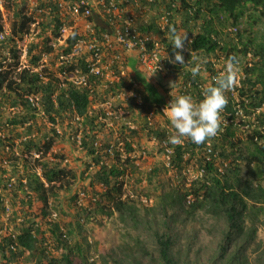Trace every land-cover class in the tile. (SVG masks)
<instances>
[{
	"label": "rangeland",
	"instance_id": "1",
	"mask_svg": "<svg viewBox=\"0 0 264 264\" xmlns=\"http://www.w3.org/2000/svg\"><path fill=\"white\" fill-rule=\"evenodd\" d=\"M195 2L193 4L200 8L201 13L193 19L188 18L186 23L185 10L179 7L172 13L174 26L178 31L188 33V39L191 41L192 37L199 32L204 17L208 15H211L213 19L218 17L219 20L213 23V28L217 31L216 39L220 46L214 52L208 55L203 53L198 57L197 54L192 53L191 62L184 60L185 64H178L179 70L177 71L168 65L171 60L166 57L165 68L152 74L143 70L135 51H106V56L98 64L103 75L97 77V93L93 96V108L99 111L96 129L93 132L96 138L94 143L98 148L101 145H109L111 152L109 164L125 169L124 175L112 180V185L119 191L113 189L107 196L106 188L102 185L90 186L94 167L90 166L86 170V166L91 158L80 146V134L76 136L68 122L64 125L54 126L63 136L56 139L55 145L46 155V160L50 163H57L60 168L69 172L64 179L63 188H55L53 193L48 191L47 204H44L37 193L21 186L26 183L28 174L41 175L36 161L39 155L34 152H26L21 141L29 137L41 136L45 131H49L52 125L46 123L36 100L34 105L37 104L38 110L34 121L37 125H33L34 121L30 122L33 125L30 132L26 131V126L13 127L8 123L7 120L12 115H22L24 112L21 108L9 106L10 102L5 86L8 81L16 79L18 81V75L22 71L21 68L24 67L9 69L5 64L7 69L0 73V80L1 75L6 76L0 88V117L3 121L0 123V239L6 235L18 233L20 228L28 226L29 223L26 222L32 219L46 233L49 251L56 257L59 256L60 250L56 248L55 238L50 232V227L53 226H57L74 247L76 245L81 249L83 257H80V261L83 264H105L109 255L117 260L124 259L126 263L130 264L132 259L129 254L135 252L137 245L151 247L153 229L167 230L162 221V215L159 211H154L153 208L158 205L162 196L166 197V195L177 193L182 186L187 187L193 179L200 175V170L195 158H189L188 155L184 156L185 164L180 171L170 167L169 156L172 153L171 146L173 144L168 142V138L171 133L174 134L175 130L170 123L169 114L164 112L165 107L172 99L185 94L191 95L194 100L200 102L206 85L215 77L211 71L213 70L219 75L225 70V62L229 57L228 49L239 60V79L230 92V96L238 101L237 88L242 86L245 69L258 61V58L253 57L250 53L243 55L242 43L250 38H252L251 41L256 42L264 40V18L259 23L250 26L249 21H252L249 16H245L242 19V31L238 32L235 25L232 24V19L226 14L220 11L216 14L211 13L210 8H213L215 0H200L199 4H195ZM18 5L21 14L25 17L32 11L27 8L24 0L18 1ZM15 7L13 9L11 6L6 7L4 11L6 24L3 28L7 32L13 28L15 22ZM130 12L137 14L143 22L147 21L144 26L154 22L158 28V25L162 24L163 9L158 2L155 6L144 7L141 10L132 9ZM45 17L48 20L51 16L45 15ZM42 27L28 31L27 36L18 31L14 36L16 43L12 42L10 32L7 40L0 43V60L6 59L9 50H13L11 57L14 58L16 57L15 50L30 48L33 43L38 44L33 53L41 52L42 54L45 51H51L49 59L33 64L29 59L31 55L28 54L25 60L19 59V63L22 61L23 65H27L30 70L39 73V78L44 82L52 78H60L62 82L59 85L63 87L68 85L67 82L83 84V76L77 69L62 73L60 66L66 63L72 65L79 57L87 55L89 57L87 42L80 43L68 56L62 54L64 43L60 41H56L55 49L48 51L52 40L48 42L47 46L44 45L43 36H40ZM29 29H33V26L29 25ZM78 29L83 32V25L79 24ZM159 30L154 34L157 40L163 41L165 45L170 43L172 41L170 36L161 34ZM188 49L189 44L186 43L185 51ZM11 62L13 60L7 63ZM197 63H201L200 74L195 78L191 76L187 79L185 74L187 71H191ZM175 64L172 63V65ZM108 65L110 67L106 68ZM118 71L124 77L125 85L129 88L121 92L107 94L108 84L118 81L120 78L117 74ZM190 74L192 73L190 72ZM186 80H189L188 84ZM137 91L139 92L137 93ZM143 94L148 97L149 108H146L144 104L143 111L136 110L135 115H132L131 111L127 109V102L135 97V103L143 105ZM223 116L225 122L222 123L220 132H223L224 127L231 122L230 115L223 113ZM133 118L139 122L147 119L156 128L166 130V137L157 140L155 137L146 136L141 130L135 137H132L127 127L138 129V125L131 121ZM71 124L75 125V122L71 121ZM238 136L245 140L246 132L238 133ZM126 142L132 144L133 152L127 151ZM211 147L210 144H207L204 147V153L209 155L210 150L213 151ZM128 158L134 163L133 168L126 165ZM156 169L158 171L155 172ZM115 198L136 205L139 210L140 222L123 223L116 211L112 212L110 216L100 212L101 207L109 205L110 208ZM167 208L168 215H171L172 207ZM169 228L168 232L175 241L174 253L181 264H213L212 258L224 229V223H220L203 212H198L189 220L179 218L178 222L170 224ZM257 239L264 243L263 227L258 230ZM249 258L252 259L253 256L249 255ZM4 263L0 255V264ZM10 264H36V259L29 252H22L20 257Z\"/></svg>",
	"mask_w": 264,
	"mask_h": 264
},
{
	"label": "trees",
	"instance_id": "2",
	"mask_svg": "<svg viewBox=\"0 0 264 264\" xmlns=\"http://www.w3.org/2000/svg\"><path fill=\"white\" fill-rule=\"evenodd\" d=\"M169 2L162 0L158 3L166 12L171 13L179 7L184 8L187 17L186 23L201 13L200 8L193 4L195 0H170ZM199 2L200 0H197L195 4H199ZM13 4L16 6L13 33L16 34L18 31L23 32L28 27V18L21 14L17 0H14ZM213 8H210L211 13L216 14L220 11L232 19V24L235 25L238 32L242 31V19L245 16H249L251 19L250 26L259 23L264 18V0H215ZM168 18V25L163 30H159L155 23L147 26L146 29L154 33L159 30L161 34L170 36L169 28L174 26L173 15L170 14ZM89 20L96 22L94 29L96 34H100L101 29L104 28L102 22L93 19V17ZM217 20H219L218 17L213 19L211 15L204 17L199 32L191 39L188 51L181 53L184 60L190 61V58H193L192 53L197 54L198 57L203 53L208 55L219 48L220 43L216 39L217 31L213 28V23ZM62 23L60 17L52 15L43 25L40 36H43L45 46ZM77 38L79 36L75 33L62 45L63 55L73 52ZM251 40L252 38L242 43L243 55L250 53L253 57H257L258 61L254 62L251 67H246L241 82L242 86L237 88L238 101L230 96L231 91L227 93L228 105L223 113L230 115L231 122L224 127L223 132H219L217 136L203 144L197 145L186 139L179 145L171 146L170 167L180 171L185 164L184 156L188 155L189 158H195L200 175L193 179L187 187L182 186L177 193L161 197L160 202L153 209L160 212L167 230L153 229L151 247L137 245L135 252L129 254L132 259L130 264H181L174 253L175 241L168 232L169 225L178 222L179 218L189 220L198 212H203L220 223H224V229L212 258L213 264H264V243L257 239L258 230L261 227L264 228V40L259 42ZM37 46L38 44L33 43L29 48L28 54L31 55L29 59L33 64H36L41 56V52L33 53ZM165 46L170 60H174L175 49L172 41ZM89 52V57L88 55L79 57L72 65L66 63L60 66L62 73L77 69L85 78L83 84L67 82L68 85L63 87L59 85L62 82L60 78H52L44 82L39 78V73L23 69L18 75V81H16L17 79L8 81L5 86L10 102L9 106L21 108L24 112L22 115H12L7 120L8 123L13 127L26 126V131L30 132L33 125H37L34 120L39 106L46 123L52 125L51 133H49L50 130L45 131L41 136L29 137L21 141L26 152H34L39 155L36 161L41 171L40 176L36 173L28 174L26 183L21 186L37 193L44 204H47L48 191L53 193L55 188H63L64 179L69 174L57 163H50L46 160V155L55 145L56 139L63 136L56 130L55 125H64L68 122L76 136L80 134V146L91 158L86 170L90 166L94 167L90 181L91 187L94 184L102 185L106 188L107 196L113 189L119 191L112 185V180L125 174V169L109 164L111 155L109 145H101L98 148L94 143L96 138L93 132L96 129L99 111L93 108V96L97 93L98 75L90 71L89 65L93 60V52ZM227 52L228 56L233 55L229 49ZM178 64L172 65L171 61L168 63L176 71L179 70ZM190 72L187 71L185 74L187 79L192 76ZM211 72L215 77L218 76L215 71ZM117 74L120 78L118 81L108 84L107 94L121 92L129 88L125 85L124 77L121 76L120 71ZM5 77L1 75L0 88ZM215 77L206 87L214 85ZM187 82L189 80H186ZM142 96L143 105H137L135 97L127 102V109L131 111L132 115H135L136 110L143 111L144 104L146 108H149L148 97L144 94ZM35 100L38 106L34 105ZM71 121H74L75 125H72ZM131 121L138 125V129L127 127L132 137H135L139 130L146 136L155 137L157 140L166 137V130L156 128L147 119L139 122L133 118ZM2 122L1 120L0 123ZM241 132H246L245 140L239 138L238 133ZM68 140L70 139L68 138ZM207 144H210L213 149L209 155L204 153V147ZM125 146L127 151H134L130 142H126ZM126 161L127 166L134 167L130 158ZM113 201L110 208L109 205L101 207L100 212L110 216L112 212L116 211L123 223L140 222L139 210L136 205L120 198H115ZM167 207H172L171 215H168ZM155 220H157L156 217ZM26 223L29 225L21 227L18 233L6 235L0 239V255L4 264H10L17 260L22 252H29L36 259V264H83L80 261V257H83L81 249L76 245L74 247L57 226L50 227V232L55 238L56 248L60 250L58 257L49 251V243L44 230L32 219ZM249 255L253 258H249ZM107 262L108 264H128L124 259L117 260L112 255H109L105 264Z\"/></svg>",
	"mask_w": 264,
	"mask_h": 264
},
{
	"label": "built area",
	"instance_id": "3",
	"mask_svg": "<svg viewBox=\"0 0 264 264\" xmlns=\"http://www.w3.org/2000/svg\"><path fill=\"white\" fill-rule=\"evenodd\" d=\"M13 1L14 0H0V18H2L0 19V43L7 40L10 36V32L12 42L16 43V37L14 36L17 35V33H13V28L8 32L3 28L4 24H6L4 11L6 7L11 6L12 9L15 7ZM24 1H26L27 8L32 11L26 15L28 18V27L24 29L23 34L27 36L28 31H34L36 27L45 25L47 23L45 15L48 17L52 14L60 17L63 23L57 27L55 35L51 36L52 41L49 44L50 50L55 49L56 41L65 44L67 39L76 33L79 38H77V43L74 45L73 50L76 49L80 43L87 42L88 50L93 52V60L89 65L90 71L98 75V77L103 75V71L98 64L101 59L106 56V51H135L141 67L148 74L157 73L165 68V58L168 57L167 47L164 45L163 41L157 40L153 31L147 29L142 31L140 27L145 22L147 23V21L143 22V20L139 19L137 14L130 12L132 9L141 10L144 7L155 6L157 2H161L162 0ZM164 1L169 2L170 0ZM170 14L172 13L166 12V10L163 9V15L161 17L162 24L158 25L160 29H164L168 25V17ZM91 17L97 21L100 20L104 25L100 34H96V30L94 29V23L96 22L94 20L93 22L90 21L89 19ZM79 24L83 25V32L78 29ZM29 25L33 26V29H29ZM11 52H13V50L8 51L6 59L0 60V73H3L4 70L7 69L6 66L9 67V69H18V67L21 68L22 66L24 67L21 68L22 70L29 69L27 65H23L22 63L28 56L29 47L22 50H15L16 57L14 58L11 57ZM50 52L51 51L43 52L40 60L47 61L50 57ZM19 59H22L21 63H19ZM11 60H13V62L8 64L7 62ZM108 67H110V65L106 68ZM82 82H85L84 76ZM30 99L33 100L31 97Z\"/></svg>",
	"mask_w": 264,
	"mask_h": 264
},
{
	"label": "clouds",
	"instance_id": "4",
	"mask_svg": "<svg viewBox=\"0 0 264 264\" xmlns=\"http://www.w3.org/2000/svg\"><path fill=\"white\" fill-rule=\"evenodd\" d=\"M153 23L145 26L142 24L140 29L145 31L146 27ZM158 28L160 29V27ZM169 34L175 49L174 60H171V63L184 65L185 61L181 53L185 51L186 43H191L188 33L180 32L172 26L169 28ZM167 56L169 58L168 54ZM200 72L201 63H197L191 69L193 78ZM239 72L238 58L235 55L229 56L225 62V70L214 78V85H209L204 89L203 99L200 102L188 94L172 99L164 109V112L169 114L170 123L175 130L174 134L168 138V142L179 145L188 139L192 143L200 145L217 136L222 131V123L225 122L223 112L228 105L227 93L237 83Z\"/></svg>",
	"mask_w": 264,
	"mask_h": 264
}]
</instances>
